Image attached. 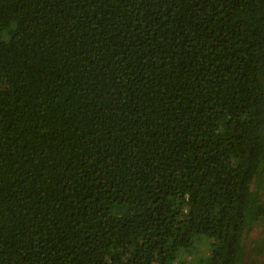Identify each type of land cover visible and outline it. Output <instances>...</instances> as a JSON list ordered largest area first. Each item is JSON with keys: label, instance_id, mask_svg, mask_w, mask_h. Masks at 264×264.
<instances>
[{"label": "trees", "instance_id": "obj_1", "mask_svg": "<svg viewBox=\"0 0 264 264\" xmlns=\"http://www.w3.org/2000/svg\"><path fill=\"white\" fill-rule=\"evenodd\" d=\"M261 222L264 0H0V264H264Z\"/></svg>", "mask_w": 264, "mask_h": 264}, {"label": "rangeland", "instance_id": "obj_2", "mask_svg": "<svg viewBox=\"0 0 264 264\" xmlns=\"http://www.w3.org/2000/svg\"><path fill=\"white\" fill-rule=\"evenodd\" d=\"M209 242V241H208ZM207 243V242H206ZM247 249L249 250L248 256L249 258L261 259L264 256V222L259 223L256 227L247 235L246 238ZM205 243L201 240L197 241V247L193 254H181L178 257V261H181L186 264H192L196 259L201 257L205 254ZM255 248H261L259 255H256L254 252H258L257 250L254 251ZM263 255V256H260Z\"/></svg>", "mask_w": 264, "mask_h": 264}]
</instances>
